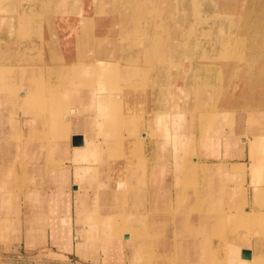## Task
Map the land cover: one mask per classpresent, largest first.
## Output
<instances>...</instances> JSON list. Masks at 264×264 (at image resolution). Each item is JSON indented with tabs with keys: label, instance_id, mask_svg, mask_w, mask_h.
<instances>
[{
	"label": "bare ground",
	"instance_id": "obj_1",
	"mask_svg": "<svg viewBox=\"0 0 264 264\" xmlns=\"http://www.w3.org/2000/svg\"><path fill=\"white\" fill-rule=\"evenodd\" d=\"M37 1L39 2V0L33 2L34 5ZM10 6L4 0H0V31L6 29L13 33L19 20L1 17L4 15L2 14L4 11L10 10ZM261 6L262 4L259 7ZM19 10L24 13L25 22L30 21V11L26 10V8L24 9L22 5ZM207 33H210V31ZM178 49L180 48L178 47ZM33 50L31 47L22 51L0 48V160L4 162L6 160L8 164L12 165L10 167L4 164L3 166L0 165L1 233L4 234L11 225L20 226L19 222L22 217H16L15 223V221H12L14 219L11 220V217H8L9 210L6 209L8 204L12 201L14 203V199L18 200L17 196L20 194H23L25 198L23 209L27 214L28 224L26 223V225L31 230L39 223L46 221L49 217V210H53L50 207L55 208L58 201L61 202V205L65 202L69 203L71 199L69 200V196L65 195L64 189L70 182L72 166L71 164H66L64 159L58 160L54 157L59 154L74 163L76 182L79 185L77 190V213L79 218L82 216V222L88 224L85 234L82 235L87 239L86 245H84L87 253L96 244L93 241L94 239L90 238L94 228H99L100 231L105 229L109 232L112 227L118 229L140 222L148 224L147 217L140 211V208H143L148 198L144 195L143 203L139 202L138 194L142 191L139 190L140 188L134 180L137 181L141 177L139 176L140 171L142 176H146L150 171L151 165H153L152 172L156 178L157 189L159 190L161 186L167 183L172 184L171 176H169L171 174V171L169 172L170 164L168 159L169 142L174 146L176 159H174L173 165L178 167L177 186L179 184L180 195L183 197L178 198V200L180 199L181 206L188 203L187 207L189 205L193 214L190 220L191 234H186L185 239H183V235L179 233L182 263L191 264L193 263L190 262L192 261L191 259L194 262H200L196 260L201 258L197 254L204 253L200 252L199 241L196 239L198 235L196 224H200L199 222L203 219L200 218V215L202 216L204 211L216 208L207 197L208 195L206 196L209 190H213L215 187L219 188L213 180L216 179L217 175H230L231 172L233 174H244L247 168L245 164L239 163L233 165L232 167L234 168L231 171L225 161L208 163L198 160L199 162H193L186 159V156L189 157L191 153H197L196 150L198 148L201 149L207 145L218 147L219 143L224 139L228 142L230 141L234 146L235 153L233 155H243L245 144L241 140L249 139L252 157L249 167L252 172L255 190L264 191V185H262L264 183V109L233 111L224 108L216 112H204L199 120L202 126L200 138L198 139L191 135L192 137L187 139L189 130L194 131L196 122L193 112L190 114L186 108L187 106L184 107L182 104V100L184 98L187 99L190 95V91L185 86H178L177 91L175 93L172 92L171 96L166 95L167 93L165 92V97H160L162 100H166L164 102L165 106L161 105V103L158 104L156 111L147 119L148 117L146 118L143 112L138 113L135 110L133 97L131 96V93L137 90V85L143 79L144 65L125 64L120 58L117 61L107 60L108 56L111 57L113 54V49H111L108 52L106 51L107 57L104 58L96 57L91 61L76 62L71 67L61 70L50 66L47 70L44 65L39 64L40 60H37L39 58L34 57L37 52ZM114 50L117 49L115 48ZM40 51L38 50V54ZM98 52L104 53L105 50L103 51V49L99 48ZM237 59L239 61V57ZM257 73L256 75H258ZM67 79L68 81H64ZM170 101L173 102V105L170 104ZM244 107L246 108V106ZM21 114L23 115L22 117ZM241 121H245L242 127L239 126ZM224 123L235 128L237 133L227 134L222 132ZM142 124L149 125L151 135H154L148 140L146 138L149 132L139 129ZM125 127L129 128L133 134L140 130L141 137H145V140H141L143 138L138 140V138L133 137L135 141L131 140L130 143L133 144L134 148L145 144L147 152H149L151 147L150 152L155 153V156L153 155L155 160L153 159V161L150 160L148 154L146 155L150 160V162L148 160V166L144 164L140 168L132 167L130 169L132 156L130 157L129 154L125 155L127 144L124 141L126 142L127 137L122 132ZM247 134H251L252 137H248L249 135ZM76 137L82 139L81 144L75 143ZM28 146L31 149H26ZM44 152L45 154L43 155ZM196 155L194 156L196 157ZM26 156L30 157V159L31 157L44 156L47 164L39 165L32 161L26 163L24 159L22 160ZM87 178L90 180L91 190L93 191V196L90 198L88 186H82V181L84 179L86 181ZM55 179L54 187L50 185V182L52 183ZM225 186L222 187L224 188ZM84 188L86 191H83ZM225 188L227 189V186ZM191 195H194V197L191 198ZM59 197H63L64 200H59ZM155 199L158 206L168 202L167 198L165 202L161 200L160 193H157V198ZM219 201L215 204H220ZM170 204L171 200L169 199V206ZM65 207L67 208V214H69L70 204ZM15 209L20 215L21 207L16 205L12 210L15 211ZM12 210L10 214L13 212ZM253 210L246 213V218L253 224V233L264 236V213L258 209L262 214L259 218L261 221L259 219L255 220ZM169 214L176 218L178 215L171 208H169ZM137 234L141 236L140 233L137 232ZM221 235L225 241L219 244H221V249L227 252L229 256V264H264V256L260 255L255 260L252 257L249 246H244L243 248L240 245H236V240L231 241L227 234L223 233ZM144 236L148 238L149 234L144 233ZM110 244L111 242L107 241L104 245L106 248H110ZM221 249L219 252H221ZM134 252L132 264H142L141 261L145 257L151 256L150 251L145 247L138 246ZM170 252L173 251L169 247ZM239 255L243 256L242 261L235 258L231 259V257H239Z\"/></svg>",
	"mask_w": 264,
	"mask_h": 264
},
{
	"label": "rangeland",
	"instance_id": "obj_2",
	"mask_svg": "<svg viewBox=\"0 0 264 264\" xmlns=\"http://www.w3.org/2000/svg\"><path fill=\"white\" fill-rule=\"evenodd\" d=\"M34 1L30 0L25 3L24 9L30 11L31 19L26 22V24L29 23L26 36L20 37L24 39V42L25 40L29 41V48L31 47L34 52H37L34 57L39 58L37 59L41 62L39 64L44 65L47 70L50 66L61 70L71 67L76 62L91 61L96 57H107V52L113 49V54L111 57L108 56L107 60L117 61L120 58L125 64L145 66L143 79L131 96L135 110L138 113L143 112L145 117H148L147 119L156 111L158 104L161 103L165 106L166 100L161 99L165 97V92L166 95L171 96V93H175L177 87L181 85L190 91L189 97L192 98L191 101L186 98L182 100L184 107H186L187 101L199 108H232L233 111L264 109V0H39V2H35V5ZM260 4H262L261 7H259ZM1 17L16 20L11 14H4ZM20 29L19 33H22ZM209 31L210 33H207ZM8 40H10L8 35H0L1 49L14 48V45ZM99 48L105 52L99 53ZM115 48L117 50H114ZM38 50H41L39 54ZM99 67L101 68V66ZM64 81H68V79ZM170 104L173 105V102ZM244 124L245 121H241L239 126L242 127ZM139 129L149 132L147 140L154 136L151 135V128L147 124H142ZM122 132L127 137L124 143L127 144V147L129 146L125 149V155L132 156L130 169L132 167L140 168L144 164L148 166L149 158L146 155H149V152H147L145 144L134 148L130 143L131 140L135 141L133 137L145 140V137H141L140 130L133 134L129 128L125 127ZM75 141V143L81 144L82 139L77 137ZM170 149L169 146V152ZM133 152L135 153L133 154ZM192 155L194 154L191 153L186 159L192 161ZM177 170V166H169V172L175 173V177L171 180L172 184L174 180L177 181ZM139 173V176L142 177L141 171ZM71 189V185L65 186L66 193ZM17 198L18 200L14 199V203L12 201L7 208L9 210L8 217H11V220L14 219L12 221L15 223L17 210L15 209L12 215L10 211L16 205L23 209L25 199L23 194ZM253 215L257 220L262 214L258 209H254ZM174 218V220L177 219L175 216ZM20 220L22 238L16 237V229L7 228L9 230L8 237L5 240H0V264H104L102 260L95 261L92 257L84 256L87 254L84 246L87 239L78 242L77 251L68 249L72 247L71 238L62 237L63 240L67 239L65 247L63 242L54 239L50 224H47L45 233L42 231L41 234H39L40 231L33 233L32 235H36L34 236L35 240L28 244L26 236L23 238L28 220L26 216ZM61 224L64 225L65 222L62 221ZM115 229L113 227L110 229L109 236H115L122 231V228H118L114 232ZM99 231V228H94L93 234L90 236L96 243L94 247L99 245L96 240ZM131 234L134 235L136 232ZM253 235L255 234L253 233ZM79 236L77 237L75 234L74 241L82 238L81 235ZM128 236L129 234L126 238ZM233 240L231 239V241ZM222 241L225 240L222 238ZM220 246L221 244L215 246L216 259L211 258L209 253H202L197 254L201 258L196 260L200 262H194L191 259L190 262H193L191 264H229V256ZM178 247L180 249H177L176 245L175 251L169 253L168 263L186 264L181 262V247L179 245ZM220 249L221 252H219ZM250 249L252 257L256 260V257L260 256L257 248L250 247ZM51 251H61L65 255L51 254ZM102 253L103 251H100V258ZM150 255L147 257L148 260L141 261L142 264H155L153 249H150ZM160 257L164 256L158 258ZM234 258L243 260V256L240 255L231 257V259Z\"/></svg>",
	"mask_w": 264,
	"mask_h": 264
},
{
	"label": "crops",
	"instance_id": "obj_3",
	"mask_svg": "<svg viewBox=\"0 0 264 264\" xmlns=\"http://www.w3.org/2000/svg\"><path fill=\"white\" fill-rule=\"evenodd\" d=\"M28 1L30 0H4L6 4L11 6H10V10H7L2 14L5 15L11 14L15 17V19H18L19 21L17 22V27L15 31H13V33H10L8 30L5 29L4 31H0V35H8L10 37V40L8 41H10L14 45L13 49L15 50L22 51L29 48L28 45H30L29 41L25 40L26 42H24V39L20 38V36L23 35L26 36L25 34L27 32V29L29 30L28 28L29 24L28 23L26 24L23 16L24 13H22L19 10V8L21 5L25 7V3L26 2L28 3ZM19 29L22 30V33H19ZM15 36H18V38L17 37L15 38ZM187 100L191 101L192 98L190 99V97H188ZM186 106L190 114L193 112L194 114L193 116L195 117V122L197 126L194 127L193 132L192 130H189L187 139H189L192 136L193 137L195 136V138L198 139L200 138L202 132V126L199 123L200 122L199 120L201 118L200 116L202 113L216 112L219 110H223V108H204V107L199 108L198 106L192 105L190 103H187ZM227 109L233 110L232 108H227ZM22 116L23 115L21 114V117ZM25 131L29 132L28 130ZM222 132L224 133L226 132L227 134L237 133L236 129L232 128L227 123H224ZM247 135H249L248 137L250 138L252 137L251 134H247ZM241 141H244L245 144V147L243 149V155H235V154L233 155V153H235L234 146L231 144L230 141L228 142L226 139H224L221 143H219L218 147L207 145L201 149L198 148V150H196L197 153H194V155L197 154L196 157L194 155L191 156L193 158L192 160L193 162L201 161V162L212 163L218 161H225L228 163L231 171L234 168L232 166L239 163L245 164L247 167L244 174L242 173L233 174L231 172L230 175L227 174L217 175L215 179L216 181L215 180L213 181L216 183V185L219 186V188L215 187V189L209 190V192H207L208 194H206V196L208 195L207 197L216 208H214V210L204 211L203 215L202 216L200 215V218L203 219L201 220V222H199L200 224H196V226L198 227L197 229L198 235L196 239L199 241V247L201 249L200 252H204L207 254L209 253L212 256L211 258H215V259L217 256L215 246L219 245V243L221 242L223 237L221 234L223 233L227 234L228 238L236 240V245H240L242 247L249 246L255 249L257 248L258 254L264 256V236L253 235V231H254L253 224L250 222L249 219H245L247 216L246 213H249L254 208L264 212V191H259L257 189L255 190V184L253 183V179H252L253 178L252 172L249 167L251 164L249 139L241 140ZM169 146L171 147V149L169 152L168 159L171 158L169 159V164L172 167V165L175 162L174 159H176V155L174 153V146L172 145L171 142H169ZM26 149L29 150L31 148L30 146H28V148ZM150 149H149V156L151 161H153L155 153L154 154L151 153ZM44 154L45 152L43 153V155ZM54 157L58 160L64 159L66 164L68 165L71 164L72 166L71 174H70V182L68 183L69 185L72 186V190H70V192H67L68 193L67 194L64 189V192L66 193L65 195L69 196V200L70 199L71 200L69 201V203L65 202L63 205H61V202L58 201V204L57 206H55V208L50 207V209L53 210H49V213L47 212L49 217L46 219V221L39 223L32 230L26 225V232L23 233V238L26 236V242L30 244L33 240H35L34 236H36L32 234L39 233V231H40L39 234H41L42 232L45 233L47 224H50V226L52 227V234L54 236V239L57 240L58 242L61 243L63 242V244H65L66 247L67 239L71 238L72 247L68 249H73L77 251L78 242L83 239H86L82 235L85 234L88 228V224L86 222L83 223L81 220L82 216L79 218L77 213V207H76L77 192H78L77 190L79 189V185L76 182V171H75V167L73 166L74 163H72L68 159L61 157L60 154ZM23 159L24 161H26V163L28 161L29 162L32 161V162H36L39 165L47 164L46 157L44 156H40L37 158L31 157L32 160L30 159V157L26 156L25 158H22V160ZM3 164L8 167L12 166L8 164V161L5 160L4 162L0 160V165L3 166ZM152 170H153V165H151L150 171L148 174H146V176H142V178L141 177L138 178L137 181L134 180V182L140 188L139 190L142 191L139 192L138 194L139 202L141 201L143 203L144 195L147 196L146 198H148L147 202L145 203L146 206L144 205L143 208H140L141 213H143L147 217L148 224H145L144 222H140L132 225H126L125 227L122 228V231L118 232L117 235L115 236L114 235L109 236V233L111 231L108 233V231H106L105 229L103 230L101 229V231H99V234L96 238L99 245L92 248L84 256L92 257L95 261L102 260L104 264H131L133 259L132 256H134L135 254L134 250L136 251V247L138 246L145 247L149 251L151 247V250L153 249V252L156 251L155 259H154L155 264H162V263L169 264L167 262L168 261L167 258L169 257V247L171 248V251H175L174 249H176L175 248L176 245H177V249H180L178 247V245L180 244L179 233L183 235V239H185L186 234H191L190 220L193 214L190 211L189 205L187 207L188 203L185 205L183 204V206H181L179 201L180 199L178 200V198H181L182 196L180 195V186L179 184L177 186V181L174 180L173 184L171 185L167 183L161 186L160 189L158 190L156 184V178L153 175ZM170 176H171L170 178H172L171 180H173V178L175 177V173L172 172ZM56 179L52 181V183L54 184L50 182V185H53L55 187ZM225 185L227 186V189L225 188L226 187ZM262 185H264V183ZM82 186L84 187L88 186L89 198L93 196V191L91 190V186H90V180H88V178L86 181L85 179L82 181ZM222 186L225 187L223 188ZM83 191H86L85 188ZM157 193H160V197H162L161 200H163V202H165L166 198L168 199L167 204L163 203L164 205L161 206H158L156 204L155 198H157ZM193 197L194 195H191V198ZM59 198H60L59 200L62 201L63 197H59ZM169 199L171 200L170 206H169ZM218 200H220L219 201L220 204H215ZM68 204H70V207H69V214L67 215V211H66L67 208L65 206ZM8 207L9 206L7 205L6 209ZM169 208L175 210L178 213L176 220H174V217L171 214H169ZM61 212L63 213L62 215L60 214ZM18 216L19 217L27 216L26 211L22 209L20 215H18L17 213V217ZM62 221L65 222L64 225L61 224ZM21 227H22L21 225L20 226L11 225L8 228L11 230L16 229L17 230L16 237H19L21 239L22 238ZM7 230L5 231L4 234L1 233L0 231V240L1 239L5 240L6 237H8L9 230L8 231ZM132 232H136V234L133 235L131 234ZM137 232L140 233L142 237L138 235ZM144 233L149 234L148 238L144 236ZM75 234L77 237H80L79 235H81L82 238L74 241ZM127 234H129L128 238H126ZM63 236L64 237L66 236V238L67 237L68 238L67 239L65 238V240H63L62 239ZM246 240L248 241L245 242ZM106 241L111 242L110 248L105 247L104 244H106ZM100 251H103L101 258L99 257ZM51 254L60 255V256L65 255L64 252L61 251L60 252L51 251ZM159 256H164V257L158 258ZM130 259L131 261L129 262ZM146 259L147 258L145 257L143 260ZM159 259H167V260L160 261Z\"/></svg>",
	"mask_w": 264,
	"mask_h": 264
},
{
	"label": "water",
	"instance_id": "obj_4",
	"mask_svg": "<svg viewBox=\"0 0 264 264\" xmlns=\"http://www.w3.org/2000/svg\"><path fill=\"white\" fill-rule=\"evenodd\" d=\"M77 138V137H76ZM76 142V141H75Z\"/></svg>",
	"mask_w": 264,
	"mask_h": 264
}]
</instances>
